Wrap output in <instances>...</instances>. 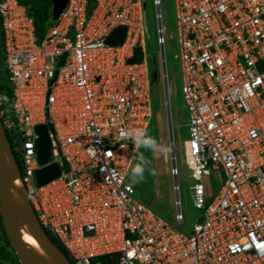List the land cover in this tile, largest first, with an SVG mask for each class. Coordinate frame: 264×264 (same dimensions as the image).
Returning a JSON list of instances; mask_svg holds the SVG:
<instances>
[{
    "label": "built area",
    "instance_id": "2783aa9c",
    "mask_svg": "<svg viewBox=\"0 0 264 264\" xmlns=\"http://www.w3.org/2000/svg\"><path fill=\"white\" fill-rule=\"evenodd\" d=\"M21 1L0 0L9 87L0 107L3 94L12 101L0 121L39 226L72 264L104 256L115 264H264V0H173L188 138L179 149L185 172L171 162L172 221L135 196L129 173L138 150L120 138L147 130L153 116L143 0H94L90 14L88 0H68L53 24L49 13L38 43ZM152 3L161 21L162 1ZM119 27L124 40L108 44ZM156 33L164 50L162 25ZM136 48L142 58L129 62ZM39 125L50 140L43 165ZM49 165L59 174L39 185L36 172ZM184 175L199 211L190 229L179 198ZM210 176L222 181L211 198Z\"/></svg>",
    "mask_w": 264,
    "mask_h": 264
},
{
    "label": "rangeland",
    "instance_id": "374dc122",
    "mask_svg": "<svg viewBox=\"0 0 264 264\" xmlns=\"http://www.w3.org/2000/svg\"><path fill=\"white\" fill-rule=\"evenodd\" d=\"M161 25L164 28V56L165 70L167 77L168 100L171 116V131L173 147L176 149V165L180 174L185 172L183 154L179 151L184 140L188 138L186 128V116L182 111L183 104L181 94V74L180 61L176 40L175 9L173 0H161ZM144 2V54L150 71V81L153 97V116L147 129L149 135L153 136L159 144L167 146L169 149V134L167 127L165 93L161 69V51L156 43L158 19L155 18V7L152 0ZM36 42H40L43 37L42 32L36 33ZM138 49V48H137ZM0 54V59H1ZM142 58V53L138 49L136 61ZM1 83L4 84L1 80ZM143 153L150 161L149 170L145 172V179L132 184L135 188V196L145 205L152 208L163 218L172 221L174 213V192L172 190L173 178L170 176L171 156L170 151L164 155L160 153L147 152L139 149L134 159L133 165L139 155ZM132 165V167H133ZM130 176V173H129ZM17 180V186H18ZM206 195L211 198L216 195L222 185L220 179L210 176L204 179ZM190 182L187 175L179 180V198L181 212L184 217L185 227L192 226L199 216V211L194 209L191 202ZM0 264H20L11 245L8 241L2 222L0 221Z\"/></svg>",
    "mask_w": 264,
    "mask_h": 264
},
{
    "label": "water",
    "instance_id": "95a60500",
    "mask_svg": "<svg viewBox=\"0 0 264 264\" xmlns=\"http://www.w3.org/2000/svg\"><path fill=\"white\" fill-rule=\"evenodd\" d=\"M68 0H50V23L53 24L59 15L63 12L67 6ZM159 14V11H157ZM158 28H161L160 19L157 22ZM161 69L163 86L165 93V107L167 117V127L169 134V147L172 165H174V157L176 149L173 147V138L171 131V116L168 100L167 90V77L165 70V56L164 50L161 47ZM62 60V58H61ZM35 131L38 134L36 142V153L38 163L45 164L50 155V140L47 132V128L44 125L35 127ZM7 159L14 160L11 155L10 146L7 137L4 133L1 121H0V219L6 234L8 241L19 261L20 264H71L68 257L52 242V240L46 235L43 229L39 226L35 214L31 208V205L24 193L21 185L17 167L16 180H18V186L13 185L6 172L5 163ZM59 174V169L56 165L46 166L36 172V178L39 185H43ZM21 219L25 225L29 228L32 235H38L45 243H47L54 255V259L50 261L38 260L30 253V246L28 242L24 241L18 226V219ZM93 264H100L98 262Z\"/></svg>",
    "mask_w": 264,
    "mask_h": 264
},
{
    "label": "trees",
    "instance_id": "16d2710c",
    "mask_svg": "<svg viewBox=\"0 0 264 264\" xmlns=\"http://www.w3.org/2000/svg\"><path fill=\"white\" fill-rule=\"evenodd\" d=\"M22 4H24L27 7V13L30 17L33 18L35 28H36V33L42 32L44 33L45 28L48 23L49 19V13H50V0H23L21 1ZM94 8V0H88L87 6H86V12L87 14H90L92 9ZM124 34H125V29L122 27L116 28L112 35L108 39V44L110 45H119L122 43L124 40ZM2 53V35L0 31V54ZM138 54V49L136 48L133 52L132 57L129 59V62H135ZM0 67H1V59H0ZM1 77H2V70L0 68V90L1 91H9V87L6 83L2 84L1 83ZM5 97L7 99H5ZM12 101H11V96L10 94H3V99H2V107L5 110H8L11 107ZM13 160L18 168L19 171H21V166L18 161L17 156L13 153ZM1 221V219H0ZM48 237L52 240V242L66 255L68 256L66 250L62 247V245L51 235L48 234ZM26 242H28L29 246L32 247L31 242L29 239L26 238ZM72 264V261H70ZM98 262L100 264H115L114 259L110 256H104V257H99L95 260V263Z\"/></svg>",
    "mask_w": 264,
    "mask_h": 264
},
{
    "label": "clouds",
    "instance_id": "9594fccd",
    "mask_svg": "<svg viewBox=\"0 0 264 264\" xmlns=\"http://www.w3.org/2000/svg\"><path fill=\"white\" fill-rule=\"evenodd\" d=\"M5 99H7L5 97ZM120 138L131 140L136 146V149H144L151 153H160L166 155L170 149L167 146L161 145L158 141L151 135H149L146 129H134V130H121ZM93 151V150H90ZM111 153H109L110 155ZM150 161L141 153L130 169L129 179L131 183L138 184L145 179V172L149 170Z\"/></svg>",
    "mask_w": 264,
    "mask_h": 264
},
{
    "label": "bare ground",
    "instance_id": "6f19581e",
    "mask_svg": "<svg viewBox=\"0 0 264 264\" xmlns=\"http://www.w3.org/2000/svg\"><path fill=\"white\" fill-rule=\"evenodd\" d=\"M5 168L7 172V176L10 182L13 185H17V171L15 165L11 159H7L5 163ZM18 226L21 234L23 235L24 241L26 238L32 244L30 247V253L38 260L50 261L54 259V255L47 243H45L38 235H32L29 228L25 225V223L19 218Z\"/></svg>",
    "mask_w": 264,
    "mask_h": 264
}]
</instances>
